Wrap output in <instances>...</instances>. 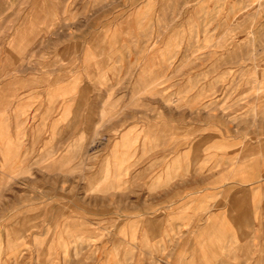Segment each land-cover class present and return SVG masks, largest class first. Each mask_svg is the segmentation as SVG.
<instances>
[{"label": "rangeland", "instance_id": "374dc122", "mask_svg": "<svg viewBox=\"0 0 264 264\" xmlns=\"http://www.w3.org/2000/svg\"><path fill=\"white\" fill-rule=\"evenodd\" d=\"M10 2L46 18V0L1 11ZM98 4L81 57L46 56V28L0 25V264H122L124 190L150 234L171 183L185 263L188 189L206 167L217 175L228 139L251 155L257 122L240 119L264 112V0ZM207 241L217 250L218 232Z\"/></svg>", "mask_w": 264, "mask_h": 264}, {"label": "crops", "instance_id": "0c3cea01", "mask_svg": "<svg viewBox=\"0 0 264 264\" xmlns=\"http://www.w3.org/2000/svg\"><path fill=\"white\" fill-rule=\"evenodd\" d=\"M3 8L1 4L0 25L6 21L10 23L11 19H14V24L18 23L19 26L13 30L16 32L23 30L22 25H33L34 32L38 34H43L46 28V42H49L46 46L49 50L46 51V56L49 57L83 56L82 40L86 37L84 35L97 34L99 31L98 25H93V20L97 22L99 16L98 0H46V18L34 17V13L29 11L30 6L22 17L17 13L13 15L20 8L18 2H10L5 7L12 8L11 12L1 11ZM250 87L252 86L248 88ZM122 88L124 89L125 85H122ZM240 120L257 122L255 127L249 130L252 137L249 159H244L246 148L244 149L242 141L239 145L238 139H228V145L219 151L224 155H221L219 160L217 175L211 176L212 173L206 171L209 167H206L196 179L197 182L201 181L202 185H192L188 189L187 196L193 204L191 209L182 215L192 220L182 231L193 236H190L185 246L186 262H181L179 257L182 245L178 234L180 214L173 196L176 186L171 183L167 185L170 197L161 202L160 209L156 210L158 212L153 217L155 225L150 234L145 224L150 214L141 209L132 213L130 190H124L123 202L126 207L119 214L123 217L120 228L123 229L124 236L114 237L118 238L122 245L119 255L122 264H264V123L261 126L259 123L264 122V112H259L256 108L255 112ZM255 137L256 141L253 140ZM205 147L208 145H196L194 142L189 151L206 153L208 150H205ZM201 159L202 157L198 161ZM212 177L215 179L214 186ZM163 192V187L156 190V194ZM200 200L202 209L198 204ZM195 201L198 203L195 204ZM132 215L138 217L135 219L140 222L136 243H132L129 238L128 222L131 221ZM112 216H117V213ZM216 231L219 234L220 246L211 251L207 239L209 233ZM200 235L202 240H199ZM132 249L134 252L131 256Z\"/></svg>", "mask_w": 264, "mask_h": 264}]
</instances>
